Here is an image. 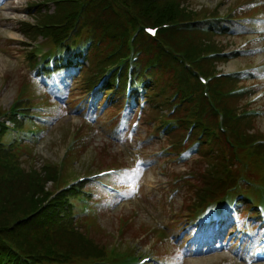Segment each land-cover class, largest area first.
Returning <instances> with one entry per match:
<instances>
[{
    "label": "trees",
    "instance_id": "trees-1",
    "mask_svg": "<svg viewBox=\"0 0 264 264\" xmlns=\"http://www.w3.org/2000/svg\"><path fill=\"white\" fill-rule=\"evenodd\" d=\"M52 3V12L36 3L29 4L32 13L28 14L34 22L19 25V32L25 38L33 42L38 38L45 40L30 51L26 48L30 44H22L31 63H36L35 54L40 48L49 47L55 55H67L66 47L76 50L77 46L73 45H79L83 37L82 40L92 42L84 82L89 77L97 79L95 74L100 75L113 64L118 65L116 69L123 78L130 69L134 78L156 71L157 86H152V95H156L150 100L147 120L165 124L170 118L162 110L168 112L175 107L173 119L177 120L180 130L191 123L196 124L198 131L207 128L203 141L211 135L220 138L210 140L215 145L228 137L248 146L250 140L257 138L242 128L252 119L237 117L240 98L228 95L235 89L236 81L216 80L205 88L196 76L200 73L205 77L213 76L217 66L214 62L222 61L206 58L219 50L206 45L203 35L194 29L202 24L201 20L217 17L218 8L194 12L183 0H53ZM260 17L253 13L236 17V20L240 18L246 30H253ZM224 22L219 25L230 27ZM163 26L169 27L161 29L155 40L144 33L145 27ZM132 49L137 56L141 54L135 62L129 58ZM185 63L189 65L187 68ZM26 82L20 86L28 91L23 105L29 106L41 97V104L49 106L41 87L30 80ZM205 90L209 93L207 98L203 95ZM11 110L14 112L16 108ZM3 114L0 110V115ZM218 121L226 128L223 134L218 129ZM2 126L1 122L0 138L5 131ZM1 145L4 141L0 140ZM208 149H203L206 157L210 156ZM27 154L30 162L32 156ZM19 160V151L8 152L0 147V264H125L129 254L136 252L132 245L126 246L122 253L97 240L98 236H103L97 222V211L102 204L98 199L88 198V214L85 213L78 202L83 189L72 186L63 190L71 182V175L58 164L48 162L38 170L32 166L23 170ZM222 187L225 186L211 191L206 188L204 194H196L190 212L194 214L195 208L216 199ZM61 189L63 191L55 195ZM121 254H124L122 258ZM158 261L155 259L154 264Z\"/></svg>",
    "mask_w": 264,
    "mask_h": 264
},
{
    "label": "rangeland",
    "instance_id": "rangeland-1",
    "mask_svg": "<svg viewBox=\"0 0 264 264\" xmlns=\"http://www.w3.org/2000/svg\"><path fill=\"white\" fill-rule=\"evenodd\" d=\"M45 1L48 0H2L3 4L0 6L1 111L9 109L21 90L19 89L21 84L29 81L30 65L26 60L27 51L21 43L30 44L26 46L29 50V47L33 48L36 43L44 42L41 38L36 39L35 43L25 38L19 32V23L25 20L33 23L34 20L31 17L24 15L26 6ZM240 1L188 0V7L191 10H200L202 7L212 11L220 3V15L224 16L228 9L232 7L237 9ZM47 7L50 9L51 4ZM257 38H259L257 35L246 38L231 35L227 38H215L216 46L224 48L222 50L226 54L245 51L253 54L230 58L227 62L220 63L218 70L223 73H240L264 65V42ZM75 72L77 74V70ZM258 83L263 86L255 98L264 95V81ZM76 84L77 81H73L70 89L66 87L65 94L61 95L60 101L65 107L56 116V120H51L49 127L42 133L43 136L35 139V144L29 143L28 150L33 157L31 164L39 169L46 162L58 164L67 154L72 155L69 161L65 162L64 171H69L79 179L92 176L108 166L130 167L134 175L130 171L131 173L126 172L120 177L125 181L120 196L114 202L107 203L108 208L105 207L98 212V224L102 232L100 235H103L98 236L101 243L115 244L117 241L120 245L122 241L123 247L129 242L130 244L139 243L137 252L140 255H146L150 254L151 247L157 241L154 236L156 231L165 227V235L171 236L173 246L165 248L163 243L162 247L158 248L160 250L158 254L163 256L165 253L167 257L172 256L173 264H229L224 262L229 257L228 254L204 258L187 257L185 250L189 242V226L186 228L187 231L180 230V225L185 223L184 220L189 213L188 204L194 197L195 188L203 189L204 175L209 183L215 179L213 177L215 173L212 170L214 167L203 163L199 155H193L194 157L186 162L172 161L167 158L168 156L163 155L160 158L157 157L156 152L169 146L160 133L150 135V127L143 119L136 130L134 136L136 139L132 141H122L126 140L125 136L119 137L118 134L116 140L113 139L108 128L109 120L105 116L96 117L91 126H85L87 120L76 115L73 110L76 103L73 99L76 97L69 96L72 89H74L73 93L76 92ZM251 84L253 83L247 82L246 85ZM68 96L70 103H74L73 106L67 105ZM261 98L259 103L251 104L250 108L262 111V114L253 122V126L260 132L259 134L264 135V96ZM104 105L103 100L101 106L104 107ZM165 110L162 111L164 114ZM106 116L108 118V114ZM249 132L256 133L255 130ZM135 153L139 156H135ZM139 157L140 164H133L132 161ZM27 158L22 157L20 160L25 161ZM22 167L28 169L27 165ZM187 176H189L188 180L183 181V178ZM148 229L150 231L155 229L151 239L144 231ZM121 231L126 234L123 238H119ZM114 238H116L115 241ZM129 256L131 257L130 254Z\"/></svg>",
    "mask_w": 264,
    "mask_h": 264
}]
</instances>
